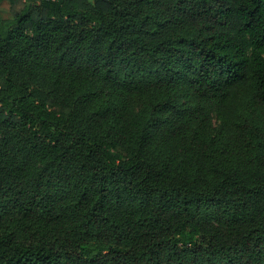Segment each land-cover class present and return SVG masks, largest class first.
Here are the masks:
<instances>
[{
	"label": "trees",
	"instance_id": "16d2710c",
	"mask_svg": "<svg viewBox=\"0 0 264 264\" xmlns=\"http://www.w3.org/2000/svg\"><path fill=\"white\" fill-rule=\"evenodd\" d=\"M3 1L0 264H264V0Z\"/></svg>",
	"mask_w": 264,
	"mask_h": 264
},
{
	"label": "rangeland",
	"instance_id": "374dc122",
	"mask_svg": "<svg viewBox=\"0 0 264 264\" xmlns=\"http://www.w3.org/2000/svg\"><path fill=\"white\" fill-rule=\"evenodd\" d=\"M0 15L3 18L10 17L9 2L8 1H3V2L0 3ZM134 109H138V105L137 104H135ZM210 115H211V118H212V121H213L214 125L217 126L219 121L217 120V115H216L214 109H210Z\"/></svg>",
	"mask_w": 264,
	"mask_h": 264
}]
</instances>
